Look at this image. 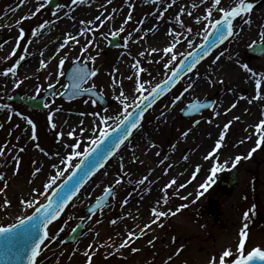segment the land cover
<instances>
[{
  "label": "rangeland",
  "instance_id": "1",
  "mask_svg": "<svg viewBox=\"0 0 264 264\" xmlns=\"http://www.w3.org/2000/svg\"><path fill=\"white\" fill-rule=\"evenodd\" d=\"M48 1L23 0L21 3V0H0V20L8 15L10 19L14 18L10 26L0 24V77L4 76L2 73L8 67H16L15 76H6L8 88L0 87V105L8 106L6 109L0 108V125H3L0 127V148L4 151L0 155V165L9 166V180L7 182L4 179L6 187L0 186L1 227L25 218L43 203L50 191L68 176L83 153L93 145L92 141L97 140L101 132L116 126L143 96L168 76L183 56L201 42L206 34L205 28H210V21L219 19L223 14L220 9L229 10L240 2L220 0L219 4H215V0H198L195 4L193 0H157L145 4L138 0H113L102 9L100 20H97L95 16L99 12L89 10L88 4H82L85 0L77 3L76 9L72 7L71 0H59V7L44 10ZM250 1L256 4L261 0ZM41 5L43 7L36 12L35 9ZM250 14L255 16L254 21L259 17L253 11ZM206 16H209V20L204 19ZM244 16L245 20H249L246 14ZM197 18L200 19L199 23ZM242 19L238 22L236 35L214 51L198 66L196 73L187 78L162 104L151 110L121 154L50 227L49 236L54 239L45 243L37 263L44 260L46 255H51V259L43 264H86L84 253L88 251L92 257L91 264H209L211 257L219 259L224 239L231 240L233 249L238 247L239 233L244 223L248 224L246 252L254 247L264 249V148L252 161L242 159L238 163L240 183L229 197H223L217 189L219 179L225 176L222 171L210 182L212 185L207 188L200 202L191 207H186V201L181 199L184 191L163 190L165 193H161L160 204L166 213L179 212L177 217H160L156 223H151L156 218L152 215L153 208L148 209L146 203L149 190L156 183L164 188L171 179L179 184L184 178H190L191 185L195 184L196 179L202 176L201 172H205L202 169L200 173L197 171L199 176L193 174V170L200 169V157L204 153L199 152V148L203 144L208 145L205 152L215 141L219 142L222 145L220 159L231 163L235 156H245L256 143L254 139L245 143V132L248 126L264 120V109L260 114L249 109L255 101L256 79L261 80L264 89V57L252 60L246 54L249 44L241 42ZM45 21L49 23L33 36L32 32ZM81 21L85 23L81 24ZM114 22L119 29L115 32ZM163 25L169 42H158L157 38L158 49L170 47L172 50L170 53L160 50L159 54L165 56L153 69L150 62L154 55L148 51L149 39ZM121 27L123 31H120ZM73 29H80L78 35L83 42H73L76 46L69 48L58 59L47 61L44 55L62 36L72 35ZM21 31L23 36L20 35ZM42 32L46 35L43 41ZM116 36L121 38V45L118 49L107 50L108 41ZM261 41L264 43V39L261 38ZM37 56L44 57L46 66L38 67L29 75H19L20 66ZM93 56L96 57L95 61L89 59ZM172 56L175 59H171ZM20 57L24 59L20 60ZM61 59L65 60L62 68L59 66ZM73 61L87 62L92 70H97V75L85 87L93 88L94 85L95 89L112 101L107 111H102L88 99L72 102L60 99L59 93L65 90L66 85L65 75L60 76L59 72L66 74ZM128 63L132 66L138 63V67H133L131 76L125 66ZM241 64H247L257 75L251 76L240 67ZM231 68L233 71H229ZM238 73H242V77ZM244 75L249 78L250 86L239 84L242 78H246ZM18 81L21 83L17 86ZM49 84H57L58 89L57 95L47 99L45 113L32 111L20 104L5 103V99L16 93H21L25 99L39 97ZM137 85L142 90H138ZM121 92L126 97L123 104ZM260 93L264 96V90ZM215 94L219 95L218 104L211 113L193 121L181 120L179 115L183 104L205 100ZM225 96L230 98L226 105H222ZM249 100L252 102L249 103ZM233 103L236 105L234 108L231 107ZM238 111L241 114L237 115ZM49 115L52 116L51 122ZM21 116L31 119L35 129ZM227 123L231 125L225 129ZM52 124L56 127L53 128ZM33 131L35 140L32 139ZM69 131L72 132L71 136L68 135ZM221 133L224 135L223 140H220ZM142 141L145 147H140ZM56 154L62 155V161L65 162L34 182L37 174L33 173L37 168L40 172L43 162ZM117 180H120L119 184ZM46 184H52V187L46 189ZM109 187L116 191L109 205L96 216L84 218L83 211ZM210 199L220 202L222 224H216L208 214ZM28 201L32 202V207L27 206ZM13 204L18 205L15 211ZM131 206L136 212L127 211ZM245 212L249 213L247 220L243 218ZM135 213L138 216L133 215ZM80 222H85L86 226L79 240L73 245H63ZM146 225L150 227L145 228ZM137 227L145 229V233L121 248L120 244L127 238V233ZM119 232L121 234L117 235ZM149 241L153 243L149 244ZM235 254L226 258V264L235 258Z\"/></svg>",
  "mask_w": 264,
  "mask_h": 264
},
{
  "label": "snow or ice",
  "instance_id": "2",
  "mask_svg": "<svg viewBox=\"0 0 264 264\" xmlns=\"http://www.w3.org/2000/svg\"><path fill=\"white\" fill-rule=\"evenodd\" d=\"M72 4H77L81 2V0H71ZM21 3H23V0H21ZM220 0H215V4H219ZM43 7V5L37 7L35 9L36 12L40 11V8ZM59 7V6H58ZM253 9V4L251 2H248V0H240V3L236 7H232L230 10H224L223 8L220 9V11L223 13L221 18L215 19L214 21H210V27L212 29L211 31V39L206 38V43L202 48L200 49L198 56H203L208 48H211L213 45L217 43V41H224L225 39H228L229 37L233 36L234 28H233V21L238 16H244L247 13H250ZM183 11V10H181ZM55 15V13H53ZM211 15V12L209 11V16ZM209 16L204 17L205 20H209ZM131 17L129 16L128 19ZM97 20H100V17H96ZM127 20L125 21V23ZM197 22H200V19L197 18ZM245 23H250V20H245ZM48 21H45L43 24L39 25L37 30L32 32L33 36H36L39 29L43 28L46 24H48ZM81 24H84V21L80 22ZM88 23H91L89 21ZM120 31H123V27H121ZM188 31H191L189 29ZM205 32H208V29L205 28ZM114 36L117 35V33H112ZM21 36H23V32L20 33ZM262 39H264V33H261ZM69 39L76 40L75 36H70ZM78 42V41H77ZM68 43V39H65L64 44ZM64 45L62 44L61 47ZM170 47H166L163 49L164 53H170L171 52ZM155 51V49H153ZM143 55V53H141ZM223 55V53H221ZM24 57H20V60H23ZM92 61H95L96 57H89ZM171 59H175V56H172ZM219 59V57H217ZM18 63V62H17ZM65 63L64 59H61L59 61L60 68L63 67ZM41 65L46 66L45 62L42 60ZM167 66V62L165 64ZM186 67H191V63H187L185 65ZM133 67H138V63L134 64ZM240 67L245 70L247 73H250L251 76L255 77L257 74L253 72V70L247 65V64H241ZM11 74L12 76L16 75V67H8L6 71L2 73L4 76H8ZM60 76H64L65 73L63 71L59 72ZM97 75V70H91L89 71L87 67L83 68H73L72 75L69 76V79L71 80H79L83 81L86 77H95ZM179 75V71L174 73L173 78L175 76ZM129 79H132V77H129ZM21 83L20 81L17 82L18 84ZM170 81H166L163 86L158 85L157 90L153 91L151 93L150 97H144L140 104L137 105V111L133 113H129L128 116L125 117V120L122 122L121 127H119L115 134H109L107 132H101L100 133V139L99 140H93L92 144L94 147L91 150H86L83 153V160H81L80 163L76 164V168L80 169L79 172H74L72 176L68 178L61 186L58 191L53 193V199L57 201L56 205L54 206L52 201L50 200L48 204L42 205L41 207H37L35 209V213L32 216H28L23 219H19V222L16 224L11 225L10 227H0V252L3 253L4 256H8L10 259H19L22 255L25 254V250H28V264H36V258L40 255L41 251L43 250L41 245L44 244L46 240L54 239V237H50L47 231H44L42 235L37 233L35 231V221L37 220V215L39 214V220H40V227L44 228L48 224H50L53 220L57 218L59 215L60 209L63 208L64 201L68 198L69 195L73 194L77 188V186L80 184V182L91 172L94 168L97 167L104 159L105 157L112 151L113 148H115L123 138H126L127 135L130 133V129L132 127H136L138 121L137 117L141 115V109L147 108L151 105L152 101L155 100L156 97L160 95V92L163 91L164 88L168 86ZM48 87L53 90L52 95H57L55 92L56 85L55 84H49ZM74 91L72 92V95H78L80 94V84L79 83H73L72 85ZM191 85H189V88ZM260 87H261V80L256 79L255 80V88H256V94L253 97V99H259L264 100V96L260 93ZM95 86L93 85V89ZM138 90H142V87L140 85H137ZM85 91H91L85 90ZM188 91V88L185 89V92ZM67 92H61L59 95H67ZM126 99L123 92L120 93V100L121 103H124V100ZM249 103L252 101L249 100ZM207 105H205L206 107ZM235 103L231 105V107H235ZM6 105H0V108H7ZM45 107H48L46 104ZM125 108L128 107L127 104L124 105ZM59 111V109H57ZM17 115H20L17 113ZM22 119H26L27 123L32 126L33 130L35 129V125L31 119H28L27 117L21 116ZM49 121L51 122L52 116L49 115L48 117ZM236 119H239L236 117ZM103 123V120L101 121ZM198 123V121H197ZM0 127H3V125H0ZM52 127L55 128L56 125L52 124ZM225 129L228 127L226 124ZM261 127H264V120H261L256 125V131L259 136V138L256 141V145L248 152L246 156L237 155L234 157V160L232 162V166L235 167L242 159H248L251 157L252 153L257 150V148L260 147L261 141L264 140V135L260 134ZM187 133H185L186 135ZM69 136L72 135V132L69 131ZM32 139H36L35 131H33ZM224 139L223 133L220 135V140ZM220 143L217 142L215 147L217 149L220 148ZM39 147V145H37ZM24 149H21L23 151ZM4 151L3 148H0V155H3ZM74 155H79V153H74ZM207 158V157H206ZM15 159V158H14ZM67 159H71V157H68ZM65 161H62V163ZM83 165V167H82ZM218 170H223V165H217L214 166L211 171L213 174H215ZM37 171H39V168H37ZM35 175V173H33ZM58 175H62V173H58ZM5 178L3 176H0V180H4ZM211 179V178H209ZM54 183V179H53ZM117 184L120 183V180L116 181ZM143 183V181H141ZM174 183V181H172ZM6 187V185H5ZM52 184H46L45 188H51ZM204 187V185H202ZM108 196H114L113 189L111 187L106 188L104 190V194L102 197L98 198L97 200V207L100 206L101 202L106 199ZM127 201H125L126 203ZM167 201L165 200V203ZM22 203H25L22 201ZM28 207H32V202L28 201L26 202ZM175 214V213H172ZM152 215L156 218L151 221V223H156V221L160 217H164L168 215V213L164 211H157L155 208L152 209ZM249 217V213L245 212L243 218L247 220ZM111 223H115V221H111ZM150 227V225H146L145 228ZM247 229L248 224L244 223L242 226V229L239 233L240 239L237 247V251L235 254L234 259H230L227 261V264H256V262H260V264H264V249L261 247H254L250 251L245 250V244L248 238L247 235ZM143 231V230H142ZM134 233L132 231H129L127 233V238L120 244V247L128 246L130 242H133ZM139 238V237H136ZM153 243L152 241H149V244ZM91 248V245L89 246ZM133 251H138V249H133ZM84 255L87 257L86 264H91V255L88 251H85ZM233 256V252L231 249H226L222 252V254L219 256V259L217 261V258L215 256L211 257L209 260V264H226V258H230Z\"/></svg>",
  "mask_w": 264,
  "mask_h": 264
},
{
  "label": "bare ground",
  "instance_id": "3",
  "mask_svg": "<svg viewBox=\"0 0 264 264\" xmlns=\"http://www.w3.org/2000/svg\"><path fill=\"white\" fill-rule=\"evenodd\" d=\"M113 0H86L84 1L85 4H88V9L93 10V11H98L99 13H97V15L95 16V19L97 16L100 17V15L103 13V8L108 5L110 2H112ZM173 0H164V2H172ZM193 2L196 4L198 3V0H193ZM240 3V2H239ZM238 3V4H239ZM83 4V3H82ZM84 6V5H83ZM253 9H254V14H258L259 17L257 18V20L255 21H251V19H253L252 15L248 16V19L250 20V23H245L243 20V26L241 27L242 31H243V37L241 38V42L244 43L245 45H252L255 43H258L261 39V33H264V28H263V24H264V0L261 2H258L256 4L253 5ZM125 13V12H123ZM10 16H6V17H2V20H0V24L2 25H7L10 26L13 22V19L9 18ZM94 19V18H93ZM113 31H118V26L116 25V22H114L113 24ZM164 25L162 26L161 30H159V32L154 35L151 39H149L150 41V45L148 47V51L154 55L153 60L150 62V65H153V69L157 66L158 62L160 61V59H162L165 55L164 54H159L160 50H162L163 53V48L158 49V42H162V43H168L169 39L166 37L167 35V30H164ZM238 28V24L234 25V31ZM73 34L72 35H68L66 34L65 36H62L58 41H56L54 43V45L51 47V49L44 55V57L47 56V61L52 60L54 58H59L65 51H67L69 48L76 46V44H74L73 42H83L80 40L81 36L78 35V33H80V29H73L72 30ZM44 32H42L41 34V38L43 40H45L46 35L43 34ZM77 36V41H74L72 39H69L70 36ZM159 38L158 42H156V39ZM65 39H68V43L64 44ZM64 45L63 47H61V45ZM157 47V48H155ZM153 49H155V51H153ZM44 57L41 56H37L34 57L32 60H30L28 63L26 64H22L19 68V75H29L31 73H33L38 67H43V65H41V61H44ZM127 67V69L129 70V75L131 76L132 74V70L133 66L130 65L129 63L125 65ZM126 69V70H127ZM229 71H233V69L231 68ZM238 75H240L242 77V73H238ZM243 77H246L245 75ZM247 78V79H246ZM242 78L240 80L239 84H243V85H251V83H249V78ZM254 83H252L253 85ZM3 86V88H8L9 86V80L6 76H1L0 77V87ZM2 89V88H1ZM3 90V89H2ZM264 90L262 89V87H260V92ZM254 94V93H253ZM255 95V94H254ZM229 96H225L224 97V101L222 103V105H226L227 101L229 100ZM156 108V107H155ZM249 109L255 111L256 113L260 114L261 111L264 109V100H259V99H255V101L253 102L252 106L249 107ZM237 115L241 114V112H236ZM248 117V116H247ZM264 131V128H263ZM255 134V126L253 127H249L246 132H245V141H249L251 139V137ZM140 147H145L144 146V141L139 143ZM208 145L203 144L202 146H200L199 148V152H203L204 154L202 155V158L200 157L201 161H200V170H205L201 172L202 176H200V178L196 179L195 184L191 185V179L190 178H184V180L177 184L173 179H171L169 182L166 183V185H164V188L160 187V183L159 184H154V186L152 188H150L148 196L146 198V203H148L147 205H149L148 209L151 208H155L157 211H165V209L162 207V205L160 204V199H161V193H165L164 191H168L171 190V192H175L177 190H181L184 191V196L182 195L181 199H184L186 201V205L187 207H191L193 205H196L198 202H200V200L203 197V194L205 192V190L208 188L209 182L210 180H213L215 178L214 175H210L208 177V174L206 173V169L208 164H211V168H213L214 166L217 165H223L224 167L230 166L229 162L224 163L223 161H220V157H221V152H216V150H213V152H211L210 155V150H206L204 152V150L207 148ZM209 153V154H208ZM195 155V154H194ZM207 157V158H206ZM197 159H199V157H195ZM62 155H58L56 154L53 158H50L48 160H45L42 164V169L40 172L36 171L35 174H37V176L34 177V182L42 179L45 177L46 173L50 170H52L53 168L57 169L59 167H61L62 164ZM208 161V162H205ZM192 162L190 161L189 164H191ZM208 163V164H207ZM190 166V165H188ZM55 169V170H56ZM178 167L175 168V170H177ZM197 170H193V174H196ZM174 173V171L172 172ZM9 166L8 165H0V176H3L6 181L8 182L9 180ZM167 177V176H165ZM180 177L177 176V178ZM208 179H207V178ZM211 178V179H209ZM172 181H174V183H172ZM4 180H0V186L1 185H6V183ZM33 182V183H34ZM32 183V184H33ZM176 188H173L175 187ZM202 185H204V187H202ZM164 190V191H163ZM135 202V201H134ZM13 210H17L18 209V205L17 204H13L12 205ZM167 209V208H166ZM127 211H135L136 210L133 208V206L129 207ZM143 213H145V210L143 211ZM175 213V214H172ZM135 216H138L137 213L133 214ZM174 216L177 217L179 216V212H170L168 213V215L164 216ZM142 216H145V214H143ZM136 222V221H135ZM122 224V223H120ZM153 225V224H152ZM143 230V231H142ZM120 231V230H119ZM122 231V229H121ZM132 232L134 233V240L139 239L144 233H145V229H140L139 227L135 228L132 230ZM121 232L117 233V235H120ZM116 236V235H114ZM139 237V238H136ZM238 241V240H237ZM106 242V241H104ZM238 243V242H237ZM222 246L224 247L220 252L222 254L223 251H225L226 249H231L233 253H236L237 251V246L234 247L232 246V242L230 239H224L223 240V244ZM165 247L163 246L162 249H164ZM82 251V249H80ZM115 251V250H114ZM111 252V251H110ZM220 254V255H221ZM218 261V260H217ZM206 264V263H205Z\"/></svg>",
  "mask_w": 264,
  "mask_h": 264
},
{
  "label": "water",
  "instance_id": "4",
  "mask_svg": "<svg viewBox=\"0 0 264 264\" xmlns=\"http://www.w3.org/2000/svg\"><path fill=\"white\" fill-rule=\"evenodd\" d=\"M56 4V1L52 4V6H54ZM211 34V33H210ZM207 39H211V35H209V37L207 38ZM223 42V41H222ZM221 41H217V43L215 44V45H213L211 48H208L207 49V51L205 52V54L204 55H206V54H208V53H210L215 47H217L219 44H221L222 43ZM206 43V42H205ZM205 45V44H204ZM203 45V46H204ZM113 46H116V43H114V45ZM199 53V52H198ZM198 53H195L192 57H191V67L194 65V64H196L197 62H198V60L202 57V56H198ZM263 53H264V47L262 46V45H259V46H257L256 48H254V50L253 51H250L249 52V54H251V56L252 57H254V58H259V57H261L262 55H263ZM203 55V56H204ZM187 64V63H186ZM186 64H184L181 68L182 69H180L179 70V75L178 76H175V78H173L172 79V81L170 82V84L166 87V88H164V90H163V92H165L168 88H170L173 84H175L180 78H182L184 75H186L187 73H189V71H190V68L189 67H186L185 65ZM83 67H85V66H79V65H75L73 68H83ZM87 67V66H86ZM73 68H72V70H73ZM87 69H88V67H87ZM72 70H71V72H72ZM71 76V75H70ZM90 77H86L83 81H79L78 80V82L77 83H79L80 84V89H81V87L83 86V84L89 79ZM71 82V84H70V89H73V87H72V85H73V83H74V80H71V79H69ZM52 91H50V93H51ZM49 93V94H50ZM83 95H90V96H92L90 93H84ZM46 96H48V94H46L45 95V97ZM92 97H96V95L95 96H92ZM14 101H18V102H22V103H24V104H26V105H28L29 107H32V108H34V109H37V110H39V111H42L43 110V101L42 100H39V101H33V100H28V101H22V99L21 98H17V99H15ZM99 101H101V102H103L104 103V99H103V97L102 96H100L99 95ZM105 104V103H104ZM115 127V126H114ZM109 130V129H108ZM237 183H238V180H237V175L236 174H233L229 179H228V181L226 182V183H223L222 184V186H220V188H221V190H222V192L224 193V194H231L232 193V191L234 190V188L237 186ZM218 211V209L216 208V209H213V212L214 213H216ZM81 232H82V229H81V227H79L78 228V230L75 232V234H74V236H73V238L70 240V241H75L77 238H78V236L81 234ZM37 233H39L40 235H41V232L38 230L37 231ZM69 241V242H70ZM0 243H2V242H0ZM48 259H51V255H46V258L44 259V260H42V261H39V263H37V264H43L44 262H48ZM7 262H10V260L8 259V261ZM17 264H22L21 262H19V263H17ZM23 264H27V261L25 262V263H23ZM256 264H260V262H256Z\"/></svg>",
  "mask_w": 264,
  "mask_h": 264
}]
</instances>
